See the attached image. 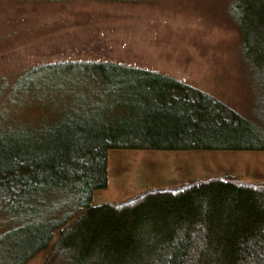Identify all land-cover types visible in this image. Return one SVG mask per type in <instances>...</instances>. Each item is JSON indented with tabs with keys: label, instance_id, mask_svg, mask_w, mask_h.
<instances>
[{
	"label": "trees",
	"instance_id": "obj_1",
	"mask_svg": "<svg viewBox=\"0 0 264 264\" xmlns=\"http://www.w3.org/2000/svg\"><path fill=\"white\" fill-rule=\"evenodd\" d=\"M226 10L241 36L250 116L173 76L113 61H59L22 75L99 79L102 100L1 132L5 264L46 249L43 264H264V185L215 177L133 205L93 204L113 149L264 151V0H229Z\"/></svg>",
	"mask_w": 264,
	"mask_h": 264
},
{
	"label": "rangeland",
	"instance_id": "obj_2",
	"mask_svg": "<svg viewBox=\"0 0 264 264\" xmlns=\"http://www.w3.org/2000/svg\"><path fill=\"white\" fill-rule=\"evenodd\" d=\"M228 1L0 0V134L24 121L53 122L65 106L101 103L99 79L96 84L77 73L22 79L34 67L68 60L159 71L250 116L252 88ZM215 177L264 185V151L113 149L108 186L94 192L93 204L133 205L153 190L173 191ZM5 254L0 248V264ZM47 254L42 250L27 264H43Z\"/></svg>",
	"mask_w": 264,
	"mask_h": 264
}]
</instances>
